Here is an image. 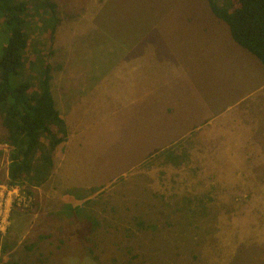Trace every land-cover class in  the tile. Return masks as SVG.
Masks as SVG:
<instances>
[{"label": "rangeland", "instance_id": "obj_1", "mask_svg": "<svg viewBox=\"0 0 264 264\" xmlns=\"http://www.w3.org/2000/svg\"><path fill=\"white\" fill-rule=\"evenodd\" d=\"M18 1L28 7V48L13 87L19 78L37 80L46 63L50 87L121 83L151 58L154 71L163 65L167 77L197 84L208 109L204 119L221 114L226 120L201 123L143 160L125 149L129 158L120 161L126 152L113 147L116 138L97 136L94 147L103 150L93 159L89 146L81 159L74 156L75 146L63 163L56 160L65 183L56 186L54 197L49 186L22 189L32 198L22 211L29 217L22 229L14 228L12 209L8 232L0 236L11 232L6 249L0 242V264H264V100L253 94L258 87L243 83L258 60L233 42L207 2L50 0L56 5L53 21L42 0ZM8 36L0 15V58ZM234 51L250 60L230 72L229 60L242 57ZM225 127L230 134L218 135ZM5 136L0 119L4 167Z\"/></svg>", "mask_w": 264, "mask_h": 264}, {"label": "crops", "instance_id": "obj_2", "mask_svg": "<svg viewBox=\"0 0 264 264\" xmlns=\"http://www.w3.org/2000/svg\"><path fill=\"white\" fill-rule=\"evenodd\" d=\"M234 52L236 58L242 57L237 61L232 57L229 60L230 69L232 66L237 67L238 63L247 65L250 59L243 53L246 51ZM165 68L167 67L161 65L154 71L151 58L149 60L145 58L144 66L139 65L137 70L131 68L128 76L122 79L121 83H51L50 92L54 105L65 123L68 138L56 148L52 158L53 168L45 182L38 187L49 186L47 191L52 197L56 193V186L60 182L65 183L56 171V160L60 165L69 153L76 150V147L78 150L75 151L74 156L80 153L79 159H81L82 153H85V148L88 146L91 147L90 151L92 150V159L95 158L103 150L99 146L98 149L94 147L95 143L100 141L97 136H101L107 142L116 138L113 147L119 154L126 152L120 154V161H126L129 158V152L125 149L130 152L138 151L140 159L143 160L142 158L146 157L145 153L163 151L162 149L174 144L178 138L199 129L202 126L201 123L210 125L217 119H221V114L215 117L207 114L210 117L204 119L205 115H202V112L208 109L202 108L204 104L200 102L197 84L189 85L179 75L169 78ZM233 71L234 69L230 70V72ZM246 77L247 75L244 76L243 83L251 85L252 90L258 87L253 94L260 92L264 100V67L259 61L249 80ZM257 81L259 82L255 83ZM229 83L240 82L230 81ZM225 120L226 117L221 119V121ZM221 129L224 131L218 132V135L230 134L225 131L227 127ZM85 134L87 138H83ZM113 156L114 153L109 152L106 156L107 161H113ZM101 160H105V154ZM119 167H123L121 162ZM55 178H59V183H53ZM53 184L56 188L52 187ZM26 187L32 192L38 189L37 186L27 185ZM11 216L14 228L18 226V229H22L21 223L28 219L29 214L13 209ZM10 234L11 232L0 242L3 241L9 245ZM18 237L15 239L14 236V240L16 241ZM21 242L18 241V244Z\"/></svg>", "mask_w": 264, "mask_h": 264}, {"label": "trees", "instance_id": "obj_3", "mask_svg": "<svg viewBox=\"0 0 264 264\" xmlns=\"http://www.w3.org/2000/svg\"><path fill=\"white\" fill-rule=\"evenodd\" d=\"M205 1L211 13L226 24L233 42L264 67V0ZM42 6L57 21L56 5L42 0ZM27 10L21 1L0 0V15L9 33L0 58V119L6 131L3 144L9 148L8 181L23 189L45 182L53 168V153L67 140L65 123L50 92L51 67L43 65L40 80L22 82L19 78L15 87L11 84L26 65Z\"/></svg>", "mask_w": 264, "mask_h": 264}, {"label": "built area", "instance_id": "obj_4", "mask_svg": "<svg viewBox=\"0 0 264 264\" xmlns=\"http://www.w3.org/2000/svg\"><path fill=\"white\" fill-rule=\"evenodd\" d=\"M6 146V145H5ZM9 150L8 146H6ZM6 165L0 162V236L6 235L10 226V213L13 208L23 211L32 203L31 195L22 191L19 185L10 184Z\"/></svg>", "mask_w": 264, "mask_h": 264}]
</instances>
